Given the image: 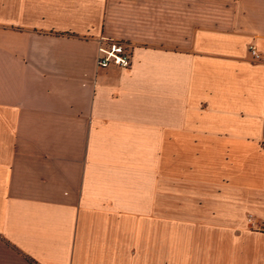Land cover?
Returning <instances> with one entry per match:
<instances>
[{
    "label": "crops",
    "instance_id": "crops-1",
    "mask_svg": "<svg viewBox=\"0 0 264 264\" xmlns=\"http://www.w3.org/2000/svg\"><path fill=\"white\" fill-rule=\"evenodd\" d=\"M191 134L221 216L170 210ZM0 264H264V0H0Z\"/></svg>",
    "mask_w": 264,
    "mask_h": 264
},
{
    "label": "rangeland",
    "instance_id": "rangeland-1",
    "mask_svg": "<svg viewBox=\"0 0 264 264\" xmlns=\"http://www.w3.org/2000/svg\"><path fill=\"white\" fill-rule=\"evenodd\" d=\"M224 136L225 134H216L209 141L207 134H191V142L185 148L181 147V150L178 152L177 146L173 147L170 172V210L172 212L185 211L187 214H193L194 212L203 213L205 211H212L214 216H221L219 215L220 212L224 213L229 210V207L231 208V203L233 204V191H223V188H227L230 184L231 173H237L238 170H233L232 167L230 168V165L226 168L227 164H230L229 154L231 155V152L229 148H224L221 156L220 141ZM215 148L217 150V157L210 154L211 150H215ZM181 153H184L185 156L184 163L181 160L180 163L178 161V156H181ZM197 160L199 161L198 163ZM215 164L218 166V170L219 166H225V169L218 172L219 177L217 182L220 184L211 187V184H213L211 178L215 175ZM197 175H200L199 178ZM216 193L217 197L210 195H215ZM228 194L229 198H226ZM241 197L240 195L239 199ZM234 203L238 204L235 210H242L241 201ZM249 220L250 224L253 225L251 228H257L256 220L251 215H249L248 224ZM207 237L202 235V241H208L209 238Z\"/></svg>",
    "mask_w": 264,
    "mask_h": 264
},
{
    "label": "built area",
    "instance_id": "built-area-1",
    "mask_svg": "<svg viewBox=\"0 0 264 264\" xmlns=\"http://www.w3.org/2000/svg\"><path fill=\"white\" fill-rule=\"evenodd\" d=\"M253 53H255L254 49ZM131 63V53L124 42L116 41L100 46L97 61L99 68L116 66L122 69H128L131 66Z\"/></svg>",
    "mask_w": 264,
    "mask_h": 264
}]
</instances>
